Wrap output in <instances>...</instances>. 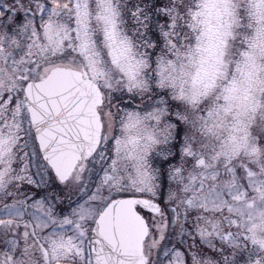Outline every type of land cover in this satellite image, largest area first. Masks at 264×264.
<instances>
[{"label":"rangeland","instance_id":"1","mask_svg":"<svg viewBox=\"0 0 264 264\" xmlns=\"http://www.w3.org/2000/svg\"><path fill=\"white\" fill-rule=\"evenodd\" d=\"M131 1L0 0V264H91L93 225L121 198L164 203L159 215L140 209L146 264H264V0H223L224 48L209 86L197 81L204 41L187 40L206 0H160L186 37L180 60L155 64L180 132L161 100L148 117L109 103L146 82L125 76L108 51L124 36L145 45ZM57 67L85 70L104 100L98 151L62 183L40 157L22 100L27 83ZM168 157L178 162L162 174L155 162Z\"/></svg>","mask_w":264,"mask_h":264},{"label":"water","instance_id":"2","mask_svg":"<svg viewBox=\"0 0 264 264\" xmlns=\"http://www.w3.org/2000/svg\"><path fill=\"white\" fill-rule=\"evenodd\" d=\"M23 101L43 161L60 182L67 181L78 164L90 159L99 147L100 89L86 72L59 67L46 79L29 82ZM137 207L161 213V207L148 199L110 202L93 227L92 264H146L148 226Z\"/></svg>","mask_w":264,"mask_h":264},{"label":"flooded vegetation","instance_id":"3","mask_svg":"<svg viewBox=\"0 0 264 264\" xmlns=\"http://www.w3.org/2000/svg\"><path fill=\"white\" fill-rule=\"evenodd\" d=\"M133 2L131 1L130 8H133L132 13L136 16L134 20H141L145 45L139 48L133 37L124 36L121 39L115 38L111 40L108 51L115 58L114 66L118 67L119 65L122 72H125V76L135 79L139 74L145 73L146 82L145 86L138 85L141 84L140 80L133 90L131 89L127 92L128 94L120 95L112 101L110 100L109 103H112L113 107L119 105L118 108L123 111L124 106L130 105L137 112V115L144 113L148 117L151 114L150 112L153 111L154 100H161L160 102L167 106L168 119L176 124L180 132V129L184 126L181 118L174 119V114L176 111L179 112V109H175L176 106L170 97L169 91L160 89L156 85L155 64L160 60H167L168 56L180 60V57L184 55L186 37H184L183 27L178 20H176V23L169 20L167 11L165 9L161 10L160 6L164 5V3L160 0H133ZM196 7L191 20L193 23L195 21L199 27L198 31H196V27L193 24L189 27L188 39H191L189 37L191 36L195 40V37L198 36L199 40L202 39L204 41V50L207 53V58L218 57L224 48V25L222 21L228 11L226 2H223V0H206L203 4L199 2ZM118 12L122 13V9L119 8ZM117 20H126V17L121 15ZM102 26L105 27V25ZM139 57H148V65L144 66L143 59ZM198 74L199 78L206 77L207 67L203 69L200 67ZM213 78L214 75H212ZM141 79L143 78L141 77ZM177 108H179V104ZM183 109L181 115L184 114ZM180 121L181 123H179ZM104 130L103 125V132ZM181 133L178 134L180 135Z\"/></svg>","mask_w":264,"mask_h":264},{"label":"trees","instance_id":"4","mask_svg":"<svg viewBox=\"0 0 264 264\" xmlns=\"http://www.w3.org/2000/svg\"><path fill=\"white\" fill-rule=\"evenodd\" d=\"M213 59L214 58L208 59L206 52H205V54L203 53L202 57L200 58V61L201 62H200L199 65L202 64V66H201L202 69L204 67H207V76L206 77H202V78H198L197 81L198 80H201V83H206L207 86H209L212 83L213 79H214V78L212 79V75L215 76V73H213V62H212ZM196 83H198V82H196ZM177 162H178V158L177 159H174V158L168 157V158H165V159H163L161 161L158 159V161L155 162V164H157L158 166H160L161 173L162 174H165V173L168 172L170 166L176 164ZM236 173L237 174L240 173V168H237L236 169ZM235 185H239V184L238 183L237 184L235 183V184H233L231 186L234 187ZM244 189H246V188H244ZM244 189H242L241 191H243ZM244 192H245V190L241 193V195L244 194ZM157 205H159L161 207V210H164V203H162V201L161 202H157ZM153 215H155V214H153ZM231 248H232V241H229V256L231 254L230 253Z\"/></svg>","mask_w":264,"mask_h":264}]
</instances>
